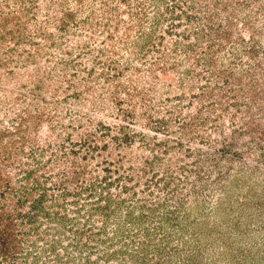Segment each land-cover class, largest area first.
Listing matches in <instances>:
<instances>
[{
    "label": "rangeland",
    "instance_id": "obj_1",
    "mask_svg": "<svg viewBox=\"0 0 264 264\" xmlns=\"http://www.w3.org/2000/svg\"><path fill=\"white\" fill-rule=\"evenodd\" d=\"M0 264H264V0H0Z\"/></svg>",
    "mask_w": 264,
    "mask_h": 264
},
{
    "label": "trees",
    "instance_id": "obj_2",
    "mask_svg": "<svg viewBox=\"0 0 264 264\" xmlns=\"http://www.w3.org/2000/svg\"><path fill=\"white\" fill-rule=\"evenodd\" d=\"M159 218H160V219L163 218L164 220H168L169 217H168V216L165 217V216L161 215ZM176 218H177V216L175 217V220H177ZM167 222L170 224V226H173V224H174V222H172V221H171V223H170L169 221H167Z\"/></svg>",
    "mask_w": 264,
    "mask_h": 264
}]
</instances>
